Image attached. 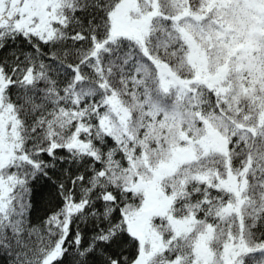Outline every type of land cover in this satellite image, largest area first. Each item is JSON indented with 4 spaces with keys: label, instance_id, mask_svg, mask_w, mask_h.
<instances>
[{
    "label": "snow or ice",
    "instance_id": "1",
    "mask_svg": "<svg viewBox=\"0 0 264 264\" xmlns=\"http://www.w3.org/2000/svg\"><path fill=\"white\" fill-rule=\"evenodd\" d=\"M0 264H264V0H0Z\"/></svg>",
    "mask_w": 264,
    "mask_h": 264
}]
</instances>
